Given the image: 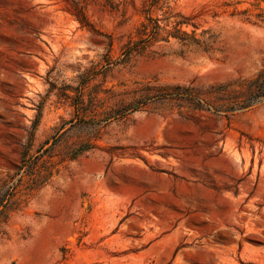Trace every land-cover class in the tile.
<instances>
[{"label":"rangeland","instance_id":"obj_1","mask_svg":"<svg viewBox=\"0 0 264 264\" xmlns=\"http://www.w3.org/2000/svg\"><path fill=\"white\" fill-rule=\"evenodd\" d=\"M148 2L0 0V264H264V0Z\"/></svg>","mask_w":264,"mask_h":264},{"label":"trees","instance_id":"obj_2","mask_svg":"<svg viewBox=\"0 0 264 264\" xmlns=\"http://www.w3.org/2000/svg\"><path fill=\"white\" fill-rule=\"evenodd\" d=\"M155 9L161 10V17L152 16ZM144 18L135 28L134 39L129 40L124 45L125 57L139 52L147 45L163 40L168 42L173 38L181 47L202 49L209 51L213 49L215 34H210L209 30L195 32L197 25L191 21L192 16L184 15L179 12L172 14L168 0H149L143 9ZM191 25L192 29L187 31L183 26ZM205 34H208L204 37ZM253 90L256 97L264 96V76L259 73L251 79Z\"/></svg>","mask_w":264,"mask_h":264},{"label":"bare ground","instance_id":"obj_3","mask_svg":"<svg viewBox=\"0 0 264 264\" xmlns=\"http://www.w3.org/2000/svg\"><path fill=\"white\" fill-rule=\"evenodd\" d=\"M43 38L45 40V42L47 43L49 40V36H48V33L45 32V34L43 35ZM45 49L47 50V46L45 45ZM45 58L48 59L47 55L45 54ZM18 66V65H17ZM13 68V67H12ZM17 68V67H16ZM3 69V68H1ZM20 71V70H19ZM259 180L260 181H264V171L262 173L259 174ZM264 199V191H260L258 194H256V198L255 200L257 201H262ZM262 210H260L261 212ZM256 215V212L251 210V209H247V212H246V216H249V217H252L254 216L255 217Z\"/></svg>","mask_w":264,"mask_h":264}]
</instances>
